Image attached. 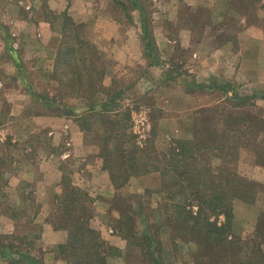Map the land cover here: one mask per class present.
Segmentation results:
<instances>
[{
    "label": "rangeland",
    "instance_id": "obj_1",
    "mask_svg": "<svg viewBox=\"0 0 264 264\" xmlns=\"http://www.w3.org/2000/svg\"><path fill=\"white\" fill-rule=\"evenodd\" d=\"M255 1L119 0L124 10L112 0H95V8L94 0H90V8H94L89 10V20L82 23L83 32L105 64L110 82L108 86L103 84L109 96H117L112 110L119 112L117 120L123 128H110L105 122L98 123L90 134L92 138L83 133V142L90 150L86 154L93 162V156H99L100 141L109 139V150L135 152L130 160L135 172L115 189L105 170L115 192L109 199L106 195L90 196L75 186L77 175L69 169L60 183L66 187L65 194L72 188L83 192L81 198L88 207L85 213L93 215L95 203L109 209L106 223L121 237L122 216H130L132 222L125 232H136L135 238L129 239L130 253L141 251L143 264H156L155 256L162 264H264V244L259 242L260 237L264 240V211L248 204L256 199L263 204L264 185L242 176L243 167L250 162L248 151L258 153V161L264 162V126L258 127L261 133L254 138V129L245 118H261L264 113V83L254 80L260 60L258 63L250 56L258 42L240 30L242 10L257 5ZM38 6L59 31L66 13H50L45 0H38ZM262 21L264 25V18ZM7 25L10 30L14 27ZM7 39L14 43V37ZM24 51H0V216L6 214V208L12 211L7 213L9 218L30 210L32 230L26 239L14 242L5 241L2 234L0 243L34 252L39 246L36 239L40 224L34 219L40 205H59V198L53 195V167L44 163L68 150V135L49 118L67 113V105L57 84L50 81L52 74L41 69L28 74L27 67L21 65L14 72V61L23 63ZM129 54L133 55L130 61L119 67L117 64L125 62ZM37 55L39 60L45 56L42 52ZM15 75L21 83H16ZM235 94L244 100H235ZM96 97L94 102L106 100ZM68 119L79 128L74 116ZM116 144L120 147L115 148ZM245 144L249 149L242 147ZM180 149L189 150L183 159L177 156ZM97 158L103 164V158ZM229 176L234 183L243 181L248 186L243 197L230 199L232 216L257 228L244 232L242 241L232 231L234 238L226 237V245L218 254L211 241L188 243L195 234L179 229L182 222L177 217L185 211L196 212L197 191L207 196L232 193L236 186L228 184ZM95 181L102 182L101 178ZM202 210L200 220L207 213V208ZM207 215L209 221L223 222V216ZM145 233L149 235L147 240L142 238Z\"/></svg>",
    "mask_w": 264,
    "mask_h": 264
},
{
    "label": "crops",
    "instance_id": "obj_2",
    "mask_svg": "<svg viewBox=\"0 0 264 264\" xmlns=\"http://www.w3.org/2000/svg\"><path fill=\"white\" fill-rule=\"evenodd\" d=\"M45 2L50 13L55 15L66 13L76 24L87 22L90 16L89 10L94 8L93 6L90 8V0H45ZM255 2L257 5H253V2H250L252 5L246 6L245 9L242 8L244 10L238 8L242 10L241 13L243 14L240 19V24L242 25V29L240 30L242 35H246L258 42L257 50L252 51L250 56L253 61H256L257 58V62L259 63L260 60V64L256 65L259 71L255 75L254 80L257 83H264V25H262V19L264 18V0H256ZM94 5L96 8L95 0ZM236 13L237 11L234 10V14ZM7 24H14L13 29H8ZM100 34L104 35L105 33ZM8 37H14V43L10 44L7 39ZM60 38V30L58 31L51 21L44 18L38 6V0H0V51H6L9 54H19L18 50L20 48H24L25 50V57L22 59L23 63L14 61V72L17 73L21 65L24 69L25 66L27 67L28 74L31 71L36 72L37 69H41L40 72L47 75L52 74ZM38 52L44 53V58L42 57L39 60ZM132 56V54H129L125 62L120 61V64L117 65H120L119 67L121 65L124 66L125 63L130 61ZM15 77L17 80L16 83H21L16 75ZM51 82L54 83V81ZM109 82L110 77L106 74L104 84L108 86ZM66 100L63 103L67 105V113L59 112V117L49 118V120H52L60 127L61 131H64L68 135V140L65 141L68 150L60 153L53 160L48 159L44 163V165L49 163L53 167L51 175L52 182L54 181L53 195L55 197L61 196L62 186L60 181L64 176L65 170L69 169L71 173L77 175V182L74 183L75 186L93 197L106 195L105 199L112 198L115 192L111 185L108 184L107 173L101 159L97 158L99 156H93L92 154L94 157L93 162L88 161L86 153H89L90 150L83 142L84 134L71 119H68L70 115L75 118L82 116L87 112V108L83 106L82 100L76 98ZM69 103L78 107L69 108V106H72ZM260 117L264 119V113ZM248 152L251 153L249 156L250 162L246 164L247 166L243 167L245 175L242 174V176L250 178L255 183L264 185V164L258 163V154L254 151ZM250 157L252 160L254 158V160H250ZM240 164L243 165V162H240ZM96 178H101L102 182L95 181ZM258 200L256 199L255 202L248 204H251L252 207L259 206L264 211V202L261 204ZM19 205L22 206L23 204L18 203ZM55 208L48 203L40 205L37 217L34 219V222L37 221L40 224L39 235L36 239L39 245L37 250L34 252L30 250L18 251L14 250L12 245L9 246L0 243V264H66L63 260H54L53 248L66 243L68 239V222ZM92 209L93 215L89 220V227L98 232L107 246L114 250L106 258V264H143L141 251H137L134 254L130 253L132 249L131 243L118 233H115L107 225L106 218L111 215L109 209H103L97 206L96 203L92 205ZM8 212L11 213L12 211L6 208V214H1L0 216V235L4 234L5 237L3 239L5 241L10 239L11 242H14V239H26L32 230L30 227L32 224V218L29 214L30 210L27 211L25 209L26 213L20 214L17 218H13L14 216L9 218L7 215ZM254 226L244 223L242 219L236 216L233 217L232 231L235 233L234 237L237 240H244V232L248 231L249 228L252 231H256L257 227ZM250 238L247 236V239ZM172 239V237L168 238L170 244L173 242ZM259 242L264 244V240L261 237L259 238ZM163 245L166 246L164 240ZM259 247L262 248V245ZM155 258L159 264H162L158 257L155 256Z\"/></svg>",
    "mask_w": 264,
    "mask_h": 264
},
{
    "label": "trees",
    "instance_id": "obj_3",
    "mask_svg": "<svg viewBox=\"0 0 264 264\" xmlns=\"http://www.w3.org/2000/svg\"><path fill=\"white\" fill-rule=\"evenodd\" d=\"M112 1L118 7L125 10L124 4H121L119 0ZM132 7L137 8L136 6ZM138 10L141 12V7ZM60 36V44L56 52L51 79L57 84V88L62 93V99L76 98L85 102L87 112L75 119L80 130L87 137L88 134L90 135L97 128L98 123L105 124V122L110 128L122 129L123 125L117 120V117L120 115H118L119 112L112 110L117 96H109L107 92L108 87H105L103 84L104 77L106 76L105 64L100 59L97 47L85 37L82 24L74 23L65 14L60 26ZM99 95L105 97L106 100L101 103H98V101L94 102L95 96L98 97ZM233 96L235 100H244L242 96H238L237 94ZM262 97L264 96L262 95ZM44 105L46 106V104ZM97 107L98 109H96ZM50 112L58 113L57 110ZM245 118L251 123L254 129L252 132L253 137L256 138L261 133L258 127H263L264 121L255 115L252 117L246 116ZM114 138L115 136H113ZM100 142L99 156L103 158V167L108 171L113 186L117 189L126 183L133 171L135 172V167L130 161L135 158V152L126 153L120 149L118 152L113 149L109 150V139ZM187 143L190 144V142ZM117 147H120V144L115 148ZM242 147L249 149L250 146L245 144ZM180 151L182 152L177 154V156L181 159L189 153V150L183 152L180 149ZM112 154L115 156L120 155V157H113ZM258 163L264 164L263 161H258ZM188 181V186H191L192 180L188 179ZM226 181L228 184L232 182L240 190L238 191L236 188H233L230 194L229 192L217 193L211 196L197 191L194 194V198L199 203L196 207V212L185 211L184 214L180 213L178 215L177 219L182 222L178 228L186 234H190L191 231L195 234V238L188 240V243L191 241L199 243L201 239H204L203 241H211L214 243V246L216 245L218 253L219 249L222 248L221 246L226 245V237L234 238L231 234L233 216L229 201L235 196L239 198L243 197L246 194L248 186L243 181H241V184L234 183L232 176L226 178ZM62 188V194L58 197L59 205L55 210L61 213L68 222V239L66 243L54 247V260H63L66 264H106V258L114 250L107 246L98 232L89 227L88 223L92 215L85 213L88 207L81 198L83 192L77 188H72L69 194H65L67 193L65 192L66 187L62 185ZM185 204L188 206L187 198L185 199ZM203 208H207V213H205V219L200 220L198 216L203 213ZM207 214L215 217L223 216V222L218 221V224H216L214 221H209ZM131 222L132 219L127 215L122 216V221L120 222L122 227L121 235L128 241L129 239H134L136 236L134 230L130 234L129 232H125V227ZM190 222L193 224L190 225ZM147 237L149 235L146 233L142 235V238H145V240L148 239ZM138 244L136 242V245ZM201 256L204 257L203 254ZM156 264H159L158 261Z\"/></svg>",
    "mask_w": 264,
    "mask_h": 264
}]
</instances>
